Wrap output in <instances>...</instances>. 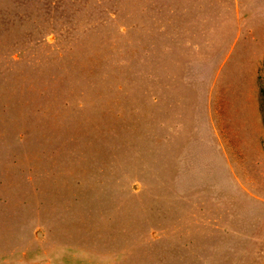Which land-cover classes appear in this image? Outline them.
Segmentation results:
<instances>
[{"label":"rangeland","instance_id":"1","mask_svg":"<svg viewBox=\"0 0 264 264\" xmlns=\"http://www.w3.org/2000/svg\"><path fill=\"white\" fill-rule=\"evenodd\" d=\"M0 264H264V0H0Z\"/></svg>","mask_w":264,"mask_h":264}]
</instances>
